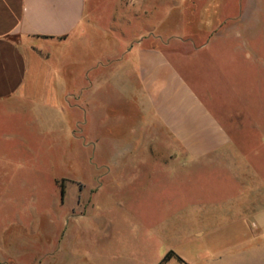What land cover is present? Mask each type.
Here are the masks:
<instances>
[{
  "label": "rangeland",
  "instance_id": "374dc122",
  "mask_svg": "<svg viewBox=\"0 0 264 264\" xmlns=\"http://www.w3.org/2000/svg\"><path fill=\"white\" fill-rule=\"evenodd\" d=\"M189 2L164 15L161 30L122 32L134 42L150 33L163 36V42L187 36L203 44L212 32L210 15L205 9L196 14ZM90 5L97 26L73 45L79 51L65 55L70 105H62L55 127L44 132L35 114L0 110V264H181L179 256L191 264H212L224 251L264 244V238L245 239L241 229L244 208L260 198L261 186L245 174V149L255 147L257 153L249 154L257 155L264 177V136H245L264 127V50L261 62L247 61L227 78L210 64L212 46L183 55L190 59L180 69L238 141L232 165L165 163L156 153L114 158V60L131 47L120 31L114 37V0ZM119 16L138 26L143 15ZM261 22L258 45L254 23L243 31L248 55L264 48V13ZM155 46L175 48L158 41ZM59 52L57 65L64 59ZM119 161L126 163L120 170ZM202 231L205 237L198 236ZM170 252L175 255L166 260Z\"/></svg>",
  "mask_w": 264,
  "mask_h": 264
},
{
  "label": "crops",
  "instance_id": "0c3cea01",
  "mask_svg": "<svg viewBox=\"0 0 264 264\" xmlns=\"http://www.w3.org/2000/svg\"><path fill=\"white\" fill-rule=\"evenodd\" d=\"M185 1L114 0V37L120 31L131 47L114 60L115 66L119 63L114 66V115H118L114 119V158L156 153L165 163L185 159L191 164L202 161L209 165L218 160L222 165H232V150H240L238 141L209 108L200 89L180 68L190 59H184L183 55L189 57L194 51L211 46L210 64L225 78L231 73H240L247 61L261 62L264 48L260 45L255 54L248 55L243 46L246 43L243 31L254 23V40L259 44L257 30L261 28L264 0H187L196 14L205 9L210 15L209 31L212 32L206 34L208 41L203 44L197 45L187 36H175L172 41L163 42V36L150 33L134 42L122 32L161 30L166 21L164 15L175 14ZM91 11L90 0H0V110L33 113L44 132L55 127L60 110H64L62 105H70V82L66 75L69 65L65 55L71 49L76 52L73 45L97 26ZM138 13L143 15L138 19L141 23L138 26L133 25L134 20L119 16ZM156 41L175 48L166 51L155 46ZM188 44L192 47L185 54L183 49ZM57 51L63 52L64 57L59 65L55 64ZM81 58V54L76 56V66ZM261 127L252 133L245 132L246 139L252 140L254 134L262 138L264 127ZM244 152L245 174L250 183L260 181L261 186L260 198L256 197L244 208L245 225L241 229L245 239L262 241L264 177L257 170V155L249 154L257 153L255 147ZM124 164V161L117 162V168L120 170ZM238 175L234 177L237 179ZM257 191L254 187L253 193ZM206 234L198 232L200 237ZM223 254L213 258L212 264H264V244ZM179 257L181 264H191Z\"/></svg>",
  "mask_w": 264,
  "mask_h": 264
},
{
  "label": "trees",
  "instance_id": "16d2710c",
  "mask_svg": "<svg viewBox=\"0 0 264 264\" xmlns=\"http://www.w3.org/2000/svg\"><path fill=\"white\" fill-rule=\"evenodd\" d=\"M64 194H65V190L62 189V196H64ZM173 255H175L174 252H170V253L167 255V257H166V260L169 259V258H171Z\"/></svg>",
  "mask_w": 264,
  "mask_h": 264
}]
</instances>
